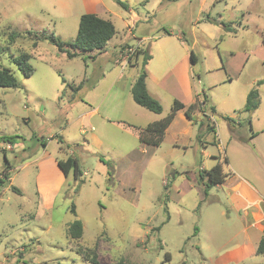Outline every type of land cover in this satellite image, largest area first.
I'll use <instances>...</instances> for the list:
<instances>
[{
  "label": "rangeland",
  "instance_id": "374dc122",
  "mask_svg": "<svg viewBox=\"0 0 264 264\" xmlns=\"http://www.w3.org/2000/svg\"><path fill=\"white\" fill-rule=\"evenodd\" d=\"M89 12L116 26L102 52L69 58L49 39L33 46L42 34L73 41ZM167 31L197 57L195 81L216 113L212 120L195 117L177 145L146 151L140 139L88 111L92 100L137 76L139 52H157V40L178 41ZM122 47L132 48L131 62L141 60L114 84ZM21 52L31 55L29 77L13 61ZM152 65L160 67L159 57ZM1 66L20 86L0 87V135L19 136L0 143V177L11 167L0 186V264H264L243 217L252 194L243 187L234 196L227 184L206 187L200 175L216 156L227 178L246 177L264 198V83L257 85L264 78V0H0ZM257 86L260 106L245 112ZM120 96L105 97L101 114L119 116L113 109ZM128 96L121 98L128 100L122 116L132 119V105L152 113ZM169 102H161L163 113ZM91 130L100 143L89 139ZM68 156L77 158L79 177L58 165ZM77 219L83 235L74 239L68 227Z\"/></svg>",
  "mask_w": 264,
  "mask_h": 264
},
{
  "label": "crops",
  "instance_id": "0c3cea01",
  "mask_svg": "<svg viewBox=\"0 0 264 264\" xmlns=\"http://www.w3.org/2000/svg\"><path fill=\"white\" fill-rule=\"evenodd\" d=\"M205 35H207L208 38L211 37V35L207 33H205ZM166 36L176 37L178 41L172 42V41H168L167 39L166 40L162 39V41L157 40V44H155V49L157 48V52L155 51V53L153 54L150 52L152 58L149 60L147 64V69H148L147 87L149 92L162 103H164L165 100L170 101L169 103H172L171 104L172 106L175 99L180 100L186 106L194 103L197 99H200L202 101L203 96L201 94L202 91L203 92L205 91L200 90L195 81L196 75L194 72V66L197 62V57H196V62H193L191 58L192 50L190 49L189 44L184 39H182L178 34H172L171 32L170 33L166 32ZM129 50H132V48H128L124 50L122 47L121 53L123 54V56L121 60L124 61V65L122 66L121 71L116 74L114 84L118 83L123 76L125 77L124 71L129 66L139 65L141 58L135 60V62H131L128 54ZM156 57H159L161 61L160 67H155L154 65H152V62L153 60H155ZM137 76L133 78L127 77L126 80L124 79V83L117 90L116 87L109 89L104 95L103 100H98V101L92 100V104H91L92 108L88 111V114H99L105 122L107 121L108 123L116 124L118 126L117 128L122 130V132H124V134H126L127 136H131V137L134 136L137 139H140V128L145 127L151 122L160 120L168 113L167 114L166 112L155 113L146 108L147 110L152 112L149 113L147 111H144V109H141L140 107L132 105V110L134 112L133 116H131L132 119H130L129 117L125 118L124 116H122L123 110L126 107L125 103L128 100L121 98L123 96L127 97L128 93L130 94L132 85L135 82ZM111 92L115 93L116 95L121 94L120 98L116 101L117 104L115 105V108L113 109L114 111H117V114L119 112V116L116 117H111L109 116L108 113L101 114L102 108L105 106V100L107 99V97H109ZM127 98H129L130 100L129 96ZM208 105L212 106L209 98H208ZM208 113L210 114L209 120H212V117L216 112L212 115L211 112ZM144 117L149 120H146L145 123L140 122V120H142V118ZM195 117L202 121L204 116L202 112L197 111L194 115V118ZM193 121L194 119H189L187 117L185 109L178 110L173 122L166 130L165 137L162 143L168 141L173 145H177L180 141H182V139H187L193 128ZM92 129H94V127H92ZM89 139H92L93 143L95 142L100 143L101 142L100 139L102 138L98 132L91 130ZM144 145H146L147 147L145 149L146 151H148V147L158 148L160 146V145L151 146L145 143ZM217 145L218 147H222L223 145L222 141H219ZM202 153L206 154L204 150ZM209 159L214 160L212 166H214L218 162L222 163L221 159L217 160L216 156H210ZM226 159L228 162V157ZM200 169L209 170L204 165H201ZM230 169L231 171H235L234 166L231 164H230ZM227 176L228 175L225 173V180L220 185L218 184L219 186L226 184L230 185L229 192H232L234 196H238L240 190L243 187H246L249 190V192L252 194V199L246 202V204L242 207V210L244 211L243 217L247 221V229L249 233L248 236L252 238L255 242V245L258 246L264 233V198L261 195L260 188L254 185L251 181H249L246 177L242 175L235 174V175H231L228 178ZM208 182L209 180L207 177L202 179L203 184L207 185Z\"/></svg>",
  "mask_w": 264,
  "mask_h": 264
},
{
  "label": "trees",
  "instance_id": "16d2710c",
  "mask_svg": "<svg viewBox=\"0 0 264 264\" xmlns=\"http://www.w3.org/2000/svg\"><path fill=\"white\" fill-rule=\"evenodd\" d=\"M121 3L124 4L127 8V5L125 3ZM167 32L170 33L169 31ZM116 33V26L112 20L103 18L97 13L89 12L81 15L78 32L76 38L73 41L62 40L54 33L50 35L42 34L38 36L37 40H34L33 46H37L38 40L49 39L58 47L61 52L65 53L69 58H73L87 52H92L94 50L102 52L107 47L109 40L113 38ZM19 35L20 34L17 31L12 33L10 36L11 42H13ZM139 54L143 56V59L139 74L132 85L131 92L133 95V99L140 106H143L155 113H162V103L149 92L147 87V64L152 56L150 54V51H141L139 52ZM30 58L31 55L28 52H21L18 56H13V61L16 63L18 69H20L26 77L31 76L35 70V68L30 64ZM191 58L193 62H196V56L193 51L191 52ZM263 83L264 78L257 81L258 86L262 85ZM19 86L20 83L13 73L12 69L9 67L1 66L0 87L14 88ZM258 86L252 88L248 92L244 107L245 112L252 113L260 106V91ZM180 109H185L186 115L189 119H194L195 113L197 111H200L202 112L206 120H209L210 114L208 112H211V115L216 112V109L213 105H208V96L205 92H203L202 101L200 99H197L194 103L188 106H186L180 100L175 99L171 111L166 116H164L160 120L149 123L143 128H140L141 142L151 146L161 145L164 140L167 128L173 122L177 111ZM225 118H227L228 120H232V118L229 116ZM208 126L209 128H214L210 123L208 124ZM18 137V135H0V143L14 144L15 138ZM58 165L66 175H68L71 170H74L76 177H79L82 174L78 160L74 156H68L66 159H59ZM10 168L11 167L8 163V167H6L2 175L3 177H0L1 187L5 185V179H8L10 177L8 172ZM200 175L202 179H204L205 177L208 178L209 182L207 183L206 187L221 184L225 180V173L223 171L222 163L220 162L212 166L209 170L201 171ZM14 189L18 191L16 187H14ZM205 191L207 192V189H205ZM72 211L75 213L74 205H72ZM68 233L71 238H81L83 235L82 221L77 219L70 223L68 227ZM256 252L258 254L264 255V233L257 246ZM93 263L97 264L95 261Z\"/></svg>",
  "mask_w": 264,
  "mask_h": 264
}]
</instances>
